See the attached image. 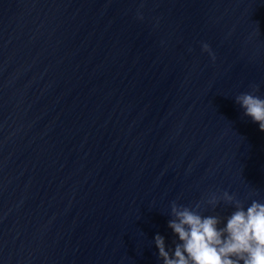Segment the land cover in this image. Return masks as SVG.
<instances>
[{
    "label": "water",
    "instance_id": "water-1",
    "mask_svg": "<svg viewBox=\"0 0 264 264\" xmlns=\"http://www.w3.org/2000/svg\"><path fill=\"white\" fill-rule=\"evenodd\" d=\"M253 84L264 0H0V264H163L173 201L264 203Z\"/></svg>",
    "mask_w": 264,
    "mask_h": 264
},
{
    "label": "clouds",
    "instance_id": "clouds-1",
    "mask_svg": "<svg viewBox=\"0 0 264 264\" xmlns=\"http://www.w3.org/2000/svg\"><path fill=\"white\" fill-rule=\"evenodd\" d=\"M202 49L212 53L207 43ZM259 85H251L250 92L235 97V102L243 109V115L250 117L264 131V98L256 93ZM221 200L235 209L228 216L225 227H218V215L204 216L195 207L171 204V219L168 227L178 236L174 250H166L165 239L157 234L154 238L163 264H264V203L252 200L246 208L235 195L227 191L222 197L213 195L207 203L214 208Z\"/></svg>",
    "mask_w": 264,
    "mask_h": 264
}]
</instances>
